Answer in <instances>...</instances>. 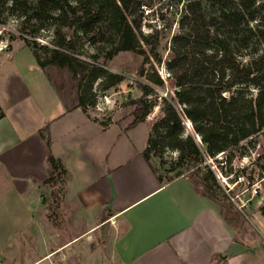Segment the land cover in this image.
I'll return each instance as SVG.
<instances>
[{"label": "trees", "instance_id": "16d2710c", "mask_svg": "<svg viewBox=\"0 0 264 264\" xmlns=\"http://www.w3.org/2000/svg\"><path fill=\"white\" fill-rule=\"evenodd\" d=\"M7 1L0 0V13ZM11 1L25 22L37 21L35 31L51 22L57 27L60 37L57 47L49 50L34 41V54L41 66L51 62L52 56L53 61L60 59L61 65L69 64L80 78L83 94L79 107L83 111L91 82L104 77L106 86H111L123 81L124 76L110 73L106 64H89L79 59L68 34L88 41L99 52L107 51L108 59L120 50L143 54L141 41L152 44V52L160 43L156 33L142 35L141 0ZM185 1L180 31L173 36L167 62L175 89L170 97H162V117L152 125L142 154L148 163L154 157L167 173H175L168 176L154 168L161 183L202 172L201 183H197L202 185L203 193L221 202L213 189L220 193L222 190L207 160L254 136L262 135L264 139V68L259 66L262 56L246 57L244 52L251 49L253 41L264 40V0ZM107 46L110 49L106 50ZM151 81L159 86L164 84L158 75ZM138 86L145 96L152 90L149 84L140 82ZM134 103L130 128L144 121L153 108L152 103L141 97ZM3 116L0 105V118ZM185 121L191 123V131ZM41 135L45 138L44 133ZM47 142L50 143L49 138ZM166 149L178 152V156L167 159ZM48 162L51 174L47 183L57 181L61 174L67 175L61 159L50 153Z\"/></svg>", "mask_w": 264, "mask_h": 264}, {"label": "crops", "instance_id": "0c3cea01", "mask_svg": "<svg viewBox=\"0 0 264 264\" xmlns=\"http://www.w3.org/2000/svg\"><path fill=\"white\" fill-rule=\"evenodd\" d=\"M15 95L11 110L0 104V264L37 255L29 261L35 264L60 250L73 254L81 245L82 264H90L93 255L113 264H216L219 259L223 264H264V245L239 236L244 226L239 217L234 220L222 202L204 194L193 176L161 183L143 154L114 167L86 168L75 182L71 158L84 164L85 156L64 149L75 151L80 141L62 139L69 129H55L48 144L40 134L48 120L35 121ZM67 111L65 117L74 113L98 126L82 108ZM50 153L67 170L62 201L73 218L67 223H87L55 248L45 218L53 204L52 183L51 195L44 188L49 186Z\"/></svg>", "mask_w": 264, "mask_h": 264}, {"label": "rangeland", "instance_id": "374dc122", "mask_svg": "<svg viewBox=\"0 0 264 264\" xmlns=\"http://www.w3.org/2000/svg\"><path fill=\"white\" fill-rule=\"evenodd\" d=\"M141 1L148 6H158L164 17L162 27L154 31L160 41L154 52L151 50L152 44L141 41L143 54L132 50H120L112 59H108L107 51L99 52L88 41L74 38V33L68 34L79 59L89 64H106L105 68L110 73L124 76L123 81L111 86H106L107 80L99 77L91 82L90 90L86 91L85 112L99 122L97 127L84 123L82 117L74 113L65 117L67 110L70 111L80 106L83 94L79 87L80 78L75 75L69 64L61 65L60 59L53 61L52 56L50 57L51 62L41 66L34 54L35 48L32 46L34 41L39 46L48 47L49 50L57 47L56 44L60 38L57 35V27L51 22L47 27L35 31L37 21L32 19L30 22H25L24 17L19 16V11L14 9L15 5L11 0L2 6L0 32L8 46L0 50V104L5 109L11 110L12 101L17 96L15 94H18L23 110L31 112L35 121L43 116V119L48 120L44 129L40 130V134L44 133L45 138L50 139L55 129L57 133L60 130L69 129L70 134L62 135V139L79 140L78 148L69 152L64 149L65 146L60 142L61 139L58 142L62 145L64 152L70 155L79 152L85 156V159H81L84 164H79L73 156L71 158L74 181L77 183L81 181L80 173L86 168H98L104 163L114 167L126 164L130 160L133 161L135 157L138 158L139 154L147 148L152 125L162 117L160 108L162 97H170L175 89L167 62L171 57L173 36L180 31V21L187 1ZM170 5L174 7L171 9ZM141 32L143 37L151 35L145 34L142 30ZM108 49L110 47L107 46L106 50ZM244 52L246 57L262 56L259 66L264 68V40L253 41L251 49H244ZM40 53L45 57L43 51ZM95 54H98V58H94ZM141 70H143L142 74ZM157 75L163 80V85L159 86L151 81ZM140 82L150 85L152 90L148 95L145 96L139 88L138 83ZM252 90L256 93L255 88ZM139 97L152 103L153 108L144 121L130 128L136 107L134 101ZM185 124L191 131V123L185 121ZM56 145L58 146L57 143ZM177 156L178 152L166 149L167 159L174 160ZM149 164L153 170L157 168L159 172L168 176L175 175L161 168L159 161L154 157L150 158ZM207 164L215 174L222 190L220 193L217 189H213L223 202L225 211L233 212L234 220L239 217V220L244 223L243 231L239 236L244 235L252 244L261 241L260 245L263 246V136L258 135L245 140L238 147L208 159ZM192 176L201 183L202 172ZM66 179L67 175L61 174L60 178L52 183L53 192L50 190V182H48L49 186L44 187L48 194L50 192L53 194V204L49 203L45 215L46 226L53 229V248L66 241L69 236L81 232L82 226L87 224H80L76 221L67 223V219L73 218L68 215L65 203L62 201ZM256 186H260L258 194L253 193ZM81 246L74 249L73 254L72 252L68 254L65 249L60 250L59 253L53 255L52 259L44 258L35 264H82L83 247ZM36 257L37 255H27L25 261H18L16 264H29V261ZM91 263L113 264L107 263L102 256L98 255L91 257ZM216 264L223 263L219 259Z\"/></svg>", "mask_w": 264, "mask_h": 264}, {"label": "built area", "instance_id": "2783aa9c", "mask_svg": "<svg viewBox=\"0 0 264 264\" xmlns=\"http://www.w3.org/2000/svg\"><path fill=\"white\" fill-rule=\"evenodd\" d=\"M173 7H174L173 5L169 6V8L171 9ZM141 11L143 13V22H142L141 30L145 34H153L155 29H159L162 27V22L164 20V17L158 6H154V5L148 6L146 4H143L141 7ZM2 36H3L2 32H0V50L5 49L8 46V44L6 43V41H4V38ZM259 188L260 186H256L253 190V193L258 194Z\"/></svg>", "mask_w": 264, "mask_h": 264}]
</instances>
